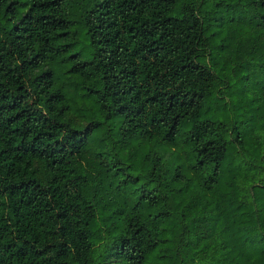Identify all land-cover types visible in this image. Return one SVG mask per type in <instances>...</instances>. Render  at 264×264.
<instances>
[{
  "label": "trees",
  "instance_id": "1",
  "mask_svg": "<svg viewBox=\"0 0 264 264\" xmlns=\"http://www.w3.org/2000/svg\"><path fill=\"white\" fill-rule=\"evenodd\" d=\"M108 258L264 264V0H0V264Z\"/></svg>",
  "mask_w": 264,
  "mask_h": 264
},
{
  "label": "rangeland",
  "instance_id": "2",
  "mask_svg": "<svg viewBox=\"0 0 264 264\" xmlns=\"http://www.w3.org/2000/svg\"><path fill=\"white\" fill-rule=\"evenodd\" d=\"M213 109H215V105H214V103L211 105V109L210 110H213ZM111 259L110 258H108L107 260H106V263L105 264H115L116 263V261H110Z\"/></svg>",
  "mask_w": 264,
  "mask_h": 264
}]
</instances>
